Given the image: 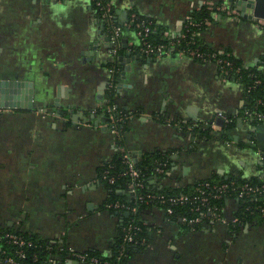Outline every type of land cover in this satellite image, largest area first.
<instances>
[{"label": "crops", "instance_id": "crops-1", "mask_svg": "<svg viewBox=\"0 0 264 264\" xmlns=\"http://www.w3.org/2000/svg\"><path fill=\"white\" fill-rule=\"evenodd\" d=\"M109 3L121 28L116 41L89 0H0V104L9 106H0V226L64 247L56 264H80L74 251L108 255L122 232L126 215L106 206L101 179L118 155L111 108L136 162L166 159L164 173L149 179L158 189L264 173V122L248 115L242 83L172 44L212 3L193 31L198 46L264 76V0ZM131 12L149 20L168 49L144 54ZM219 115L233 122L213 134ZM238 209V198H226L222 220L188 226L147 205L143 235L120 264H264V216L233 222Z\"/></svg>", "mask_w": 264, "mask_h": 264}, {"label": "built area", "instance_id": "built-area-1", "mask_svg": "<svg viewBox=\"0 0 264 264\" xmlns=\"http://www.w3.org/2000/svg\"><path fill=\"white\" fill-rule=\"evenodd\" d=\"M91 4L94 6L96 11L98 12L100 18L104 22V24H108V27L110 29V32L112 36L115 37V41L120 36L121 28L119 26H116V24L113 22L112 19V8L109 3V0H89ZM214 5L212 3L208 4L206 8L211 9ZM217 8H223L224 5H218ZM224 9V8H223ZM130 26L135 31L139 38V47L141 51L144 54L149 55H159L162 51L166 50V45L159 43V44H153L149 40V33L151 31V23L149 20L139 17L135 12L130 13ZM207 21L205 18L203 21H193L191 19L188 20V23L186 25V32L194 28L196 30L197 28L201 27L202 24H204ZM185 35H183L181 38H177L172 42V44L178 45L182 38H184ZM180 53L186 54L188 56H191L193 58L202 60V61H211L214 62L216 66L220 69V72L223 76H232L234 79L241 82L243 78V71L244 68H241L240 66L234 64V62L230 59L228 55L224 54H218L217 52H212L209 50H205L199 46L194 47H187V48H178L177 49ZM246 76L252 77V74L246 73ZM251 85H244L242 83L244 88L245 95H248L251 88L254 85H258L261 83V80L259 78H253L251 81ZM248 93V94H247ZM256 103H260V99L255 100ZM110 112V121L109 126L111 131L116 136V149L118 152V155L122 159V161L125 163L126 167L123 171H120L116 173L115 175L111 174L109 169L111 165L108 167H104L101 171V179L108 183L112 184L115 182L116 179L120 177H126L128 178V182L126 184V190L128 193L133 196L135 203L139 200H145V202H151L154 205H166V207H163L165 212L170 215L173 212L172 205H187L189 204L191 207V210H197L199 211V214L202 217H206L207 220L209 219H221V208H219L213 200H219L221 198H229L232 194V190H236L235 197L238 198V200L248 194H259L264 192V173L261 174L260 178L257 179L260 182V184H250V183H244L242 185L236 186L234 181L231 182H216L208 180H200L198 181L191 192H181L178 194H159L155 192L148 191L144 194L139 193V189H142L144 187L143 177L140 174L139 169L135 166V161L127 151V149L124 147V145L121 142V134L120 130L117 128V119L114 118V113L112 111V108L108 110ZM248 115L251 117L252 120L257 121H263L264 120V114L253 110V108H249ZM233 119L227 115H219L218 117L211 122V128L213 130H222L225 126L232 123ZM167 166L166 159L160 160L157 163V166L155 168V171L157 174L164 173ZM158 205V206H159ZM194 205V206H193ZM106 206L110 209L114 210H124L125 212H131L135 214L138 211V205L134 204L131 207L126 206L123 203L120 202H107ZM130 210V211H129ZM261 216H264V208H260ZM200 215L196 216H182L179 218V221L182 223L188 225V226H194L198 222L201 221ZM233 222H242L241 218L238 216H235L233 218ZM141 230V227L137 224H133L129 222L128 225L123 227V243H131L136 244L138 243V239L135 238L134 232H139ZM4 238L6 242H11L12 244H15L18 246L14 253L12 255H7L6 251L0 247V264L2 262H5L6 264H28L25 261H19L16 259L18 258H24L25 257V251L23 249L24 246H32L33 241L30 239L25 238L23 235L14 233V232H4L0 230V239ZM52 245H46L47 249L52 248ZM57 249L64 250L65 254H67V251L64 247L59 248L57 246ZM72 255L76 257L78 262L80 264H118L113 263L109 260H100L96 256H89L86 251L84 252H71ZM4 255V256H3ZM123 256L124 250H121L119 256ZM118 256V257H119ZM33 260L36 259V256L33 254L32 256Z\"/></svg>", "mask_w": 264, "mask_h": 264}, {"label": "trees", "instance_id": "trees-1", "mask_svg": "<svg viewBox=\"0 0 264 264\" xmlns=\"http://www.w3.org/2000/svg\"><path fill=\"white\" fill-rule=\"evenodd\" d=\"M98 13V12H97ZM209 10H207L205 7H202L200 10L194 12L190 19L193 21H203L205 18L209 17ZM99 15V14H98ZM203 25V24H202ZM194 28L189 30L188 32H185L184 38L181 39L180 43L178 45L174 46V49L178 48H187V47H194L195 45L198 46V43L196 41L195 33L193 34ZM149 40L153 44H165L166 49H168V39L163 36V34L155 30L153 27L151 28V31L149 33ZM200 47V46H199ZM251 73L252 77L246 76V73ZM243 78L241 80L244 85H251L253 78H259L261 80V83L258 85H254L249 94L246 95L248 98V104L249 108H253V110H257L264 114V76L262 72L259 69H244ZM260 99V103H256L255 100ZM259 123H262L263 121H258ZM232 123L228 124L227 128L231 126ZM117 128L119 130H122V124L121 122L117 123ZM160 160H164V157L159 154H152L145 156L142 160L135 163V166L139 169L141 176L143 177L144 187L142 189H139V193L144 194L148 191L159 193V194H178L181 192H191L192 188L190 190H171V189H158L156 186L151 185L149 183V179L152 176L157 175L155 168L157 166V163ZM111 165L109 171L111 174L115 175L116 173L123 171L126 167L125 163L122 161L119 155L115 157V159L109 164ZM108 167V166H105ZM211 181L216 182H231L234 181L236 186L242 185L244 183H250V184H260L261 181H259L256 177L251 178H241L238 176H230L228 178H212ZM128 182V178L126 177H120L115 180L114 183L108 184L106 183V186L109 187L110 191V198L109 202H120L125 204L128 207L133 206L134 204L138 205V211L133 214L129 212L128 216H125L123 219V226H126L129 224V222L133 224H137L141 227V230L139 232H134L135 238L140 239L143 235V225L141 224V221L139 219V212L146 207L147 205H152L151 202H145V200H138L136 203L134 201L133 196H131L129 193L127 195H123L120 193V190H126V184ZM237 190V189H236ZM236 190H232V194L230 197H235ZM226 199L223 197L219 200H213V202L221 208V206L224 204V201ZM154 204V203H153ZM159 205V204H158ZM161 207H166V205L162 204L159 205ZM194 206V205H193ZM173 212L169 215L171 219L173 220H179L182 216H196L200 215L199 211L197 210H191L190 205H172ZM238 211L236 216L241 218L242 222H248L252 221L254 219H261V213L260 208H264V192L259 194H248L238 200ZM120 213L124 214V210H119ZM130 211V210H129ZM263 217V216H262ZM201 221L207 220L206 217H202L200 215ZM0 230L4 232H14L20 235H23L25 238L30 239L33 241L32 246H24L23 249L25 251V257L24 258H18L19 261H25L28 264H56V262H53V260H56L57 257L64 255V250L57 249V246H53L50 249L46 248V244L35 240L33 237L28 236L26 233H22L19 230H14L13 228H6L1 227ZM123 231V229H122ZM0 247L3 248L6 251L7 255H12L16 248H18L17 245L12 244L11 242H6L4 238L0 239ZM133 248V244L131 243H123V232H121L120 236L117 238L115 243L113 244L110 253L108 255H102L97 251H86L89 256H96L100 260H109L113 263L120 264L125 257L129 254L131 249ZM121 250H124L123 256H119ZM33 254L36 256V259L33 260L32 256ZM56 255V256H55ZM59 255V256H57ZM4 256V255H3ZM119 256V257H118ZM2 264H6L5 262H2Z\"/></svg>", "mask_w": 264, "mask_h": 264}, {"label": "water", "instance_id": "water-1", "mask_svg": "<svg viewBox=\"0 0 264 264\" xmlns=\"http://www.w3.org/2000/svg\"><path fill=\"white\" fill-rule=\"evenodd\" d=\"M137 57H139V55H136V58ZM122 59V57L120 56L119 57V60H121ZM3 103V102H2ZM0 106L1 107H7L8 105L7 104H0ZM9 107V106H8ZM263 122H264V120H263ZM211 133H213V134H217V133H219L218 131H214V130H212V131H210ZM134 161L136 162V159H134ZM125 215L126 216H128L129 214H128V212H125ZM79 263V262H78Z\"/></svg>", "mask_w": 264, "mask_h": 264}, {"label": "clouds", "instance_id": "clouds-1", "mask_svg": "<svg viewBox=\"0 0 264 264\" xmlns=\"http://www.w3.org/2000/svg\"><path fill=\"white\" fill-rule=\"evenodd\" d=\"M56 7L62 8L63 5H61V4H57Z\"/></svg>", "mask_w": 264, "mask_h": 264}]
</instances>
